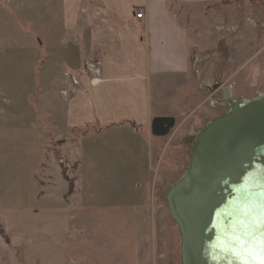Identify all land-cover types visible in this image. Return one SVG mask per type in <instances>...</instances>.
Masks as SVG:
<instances>
[{
    "label": "rangeland",
    "instance_id": "1",
    "mask_svg": "<svg viewBox=\"0 0 264 264\" xmlns=\"http://www.w3.org/2000/svg\"><path fill=\"white\" fill-rule=\"evenodd\" d=\"M61 11V0H0V264H180L165 195L197 131L229 100L264 96V0L180 13L191 60L182 92L159 100L150 86L152 115L162 101L183 117L161 141L123 125L66 127L76 87L65 76L87 77L113 26L90 3L67 33Z\"/></svg>",
    "mask_w": 264,
    "mask_h": 264
},
{
    "label": "crops",
    "instance_id": "2",
    "mask_svg": "<svg viewBox=\"0 0 264 264\" xmlns=\"http://www.w3.org/2000/svg\"><path fill=\"white\" fill-rule=\"evenodd\" d=\"M222 1L228 0H61L65 32L76 29L90 3L96 4L113 26L111 39L105 40L107 49L100 52L101 82L93 86L89 78H80L79 87L66 103V127L88 124L113 132L123 125V129L129 127L139 134L141 130L151 133L155 118H172L174 123L182 119L175 110H162V101L159 113L152 115L150 86L157 88L159 100L165 93L182 92L191 60L188 30L180 13L186 7L206 10ZM139 12L141 19L136 18ZM180 98L172 100L178 103ZM190 132L191 136L193 128Z\"/></svg>",
    "mask_w": 264,
    "mask_h": 264
},
{
    "label": "water",
    "instance_id": "3",
    "mask_svg": "<svg viewBox=\"0 0 264 264\" xmlns=\"http://www.w3.org/2000/svg\"><path fill=\"white\" fill-rule=\"evenodd\" d=\"M174 124L155 118L151 134L165 137ZM262 193L264 96L229 100L227 112L196 133L187 169L165 195L180 237V264H238L222 245L242 234V222L259 234Z\"/></svg>",
    "mask_w": 264,
    "mask_h": 264
},
{
    "label": "snow or ice",
    "instance_id": "4",
    "mask_svg": "<svg viewBox=\"0 0 264 264\" xmlns=\"http://www.w3.org/2000/svg\"><path fill=\"white\" fill-rule=\"evenodd\" d=\"M264 195V193H262ZM241 235H233L222 247H228L238 264H264V205H261L257 228L259 234L250 230V226L242 222Z\"/></svg>",
    "mask_w": 264,
    "mask_h": 264
},
{
    "label": "built area",
    "instance_id": "5",
    "mask_svg": "<svg viewBox=\"0 0 264 264\" xmlns=\"http://www.w3.org/2000/svg\"><path fill=\"white\" fill-rule=\"evenodd\" d=\"M143 17V14L139 12L136 14L137 19H141ZM101 64L99 62L94 61H88L85 65L84 71L82 72L84 76H87L90 78V84L95 86L101 82ZM66 79L69 84V87H78L79 81L78 77L76 75H72L67 73Z\"/></svg>",
    "mask_w": 264,
    "mask_h": 264
},
{
    "label": "trees",
    "instance_id": "6",
    "mask_svg": "<svg viewBox=\"0 0 264 264\" xmlns=\"http://www.w3.org/2000/svg\"><path fill=\"white\" fill-rule=\"evenodd\" d=\"M67 179V178H66ZM68 181V180H67ZM72 183L70 182V181H68V187H69V191H71V187H72V185H71ZM0 233H3V231L0 229Z\"/></svg>",
    "mask_w": 264,
    "mask_h": 264
},
{
    "label": "bare ground",
    "instance_id": "7",
    "mask_svg": "<svg viewBox=\"0 0 264 264\" xmlns=\"http://www.w3.org/2000/svg\"><path fill=\"white\" fill-rule=\"evenodd\" d=\"M261 97H263V96H260V97H257V98H261ZM248 101H250V100H244V101H242L243 103H246V102H248ZM196 135V134H195Z\"/></svg>",
    "mask_w": 264,
    "mask_h": 264
}]
</instances>
